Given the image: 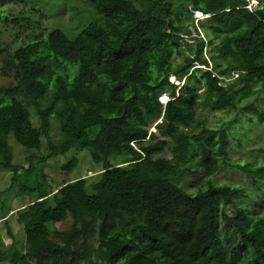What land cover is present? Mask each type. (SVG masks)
I'll return each mask as SVG.
<instances>
[{"label": "trees", "instance_id": "1", "mask_svg": "<svg viewBox=\"0 0 264 264\" xmlns=\"http://www.w3.org/2000/svg\"><path fill=\"white\" fill-rule=\"evenodd\" d=\"M89 4L98 22L89 23L73 39L60 29L46 37L48 52L77 65L71 80L57 75L48 87L40 78L48 56L38 52L37 43H27L11 57L13 83L0 86V170L10 174L8 190L15 188L17 197L36 195L35 201L15 209L16 224L24 234L22 250L10 227L0 221L11 239L4 249L0 235V263L156 264L164 256L190 264L147 230L144 245L122 234L108 238L98 234L95 244L83 237L78 228L83 216L70 190L66 186L53 190L38 167L75 148L86 150L102 167L86 196L94 224L100 227L105 221L108 199L122 204L127 197L153 198L159 186L203 206L213 264H227V250L235 246L234 241L228 243L230 239L251 250L248 264H264V211L245 221L232 218L228 230L223 235L219 231L223 208L248 197L236 186L210 179L219 168L231 166L229 135L225 126L210 128L196 114L197 107L232 111L236 114L232 125L249 109L264 125V109L256 101L259 94L264 96V0H258L252 11L244 8L246 0H89ZM193 11L207 15L196 19L197 26ZM184 18H188L184 26L194 31L198 27L204 40L194 35V43L183 41L178 23ZM180 45L188 54L178 64L173 55ZM205 51L209 60L221 65L207 69ZM193 63L197 67L190 69ZM231 73L236 77L225 81ZM181 81L178 87L175 82ZM162 94L169 99L165 105L159 101ZM157 120L161 138L183 152L197 153L192 172L158 156L165 141L148 133ZM54 124L59 132L56 140L50 138ZM9 137L28 154L27 167L14 163ZM76 161L71 158L61 170L71 172ZM234 167L264 180V165ZM198 172L207 177L205 186L189 194L182 182L191 175L199 177ZM7 202L0 201V208ZM68 218L71 223L61 233L67 256L60 259L53 254L56 242L50 226Z\"/></svg>", "mask_w": 264, "mask_h": 264}, {"label": "rangeland", "instance_id": "2", "mask_svg": "<svg viewBox=\"0 0 264 264\" xmlns=\"http://www.w3.org/2000/svg\"><path fill=\"white\" fill-rule=\"evenodd\" d=\"M192 18L194 25L197 26L194 14ZM187 20L188 18H184L178 23L184 30L181 34L183 41L194 43L191 38L194 35H198L204 40L206 35L202 34L198 27L197 31H194L184 26ZM98 21L99 17L90 6L89 0H0V86L13 83L9 70L11 57L14 50L27 43H37L38 52L48 56L44 70L40 75V78L48 87L57 75L71 80L77 72V65L69 64L48 52L47 34L51 30L60 29L69 39H73L89 23ZM181 54L183 55L181 56ZM187 54L186 47L180 45L173 55V61L178 64L183 63ZM204 55L209 60L206 51ZM209 62L207 69L217 64L221 65V61L213 62L209 60ZM194 67H197L196 63H193L190 69ZM201 68L204 69L202 66ZM235 77L236 73H231L229 78H225V81ZM170 80L174 81L173 75H170ZM182 81L175 83L179 84V87ZM256 101L264 109V96L259 94ZM247 103H244V106ZM196 112L199 118L200 116L202 119L205 118L206 126L210 128L225 126L229 135L227 157L231 166L223 169L219 168L218 172L210 179L214 184L236 186L242 189L248 197L240 198L233 205L223 208L219 221V231L223 235L228 230L230 219L245 221L247 217L259 215L264 211V180L261 181L256 176L250 178L249 175L234 167L235 165L245 164H249L250 167L264 165V125L256 120L249 109L239 117L237 123H232V125L229 123L236 116L232 111L210 112L208 109L197 107ZM32 120L37 125L33 115ZM159 122L160 120H157L152 123L148 130L149 134L151 133L157 139H164L165 141V146L158 156L172 162L182 163L192 172L198 159L197 153L192 150L183 152L166 137L161 138L157 132L158 128L155 126ZM58 133L54 124L50 131V138L52 140L58 139ZM8 143L14 153V163L26 165L24 162L25 157L28 155L26 151L12 137H9ZM46 145L47 143L44 140L42 152L46 150ZM71 158L77 160L75 168L69 173L61 170V166ZM38 167L43 169L47 176L46 181L53 190L63 186L70 190L71 196L83 216L78 228L83 232V237L90 243L95 244L98 234L107 238L122 234L135 243L144 245L146 241L144 230H147L166 243L174 253H179L186 258L190 264H213L211 246L204 234L205 211L202 205L157 186V193L153 198L137 199L127 197L123 199L122 204H119L115 199H108L106 201V219L99 227L90 219V206L86 196L89 194L91 185L97 181L102 167L92 162L86 150L73 148L64 155H59L47 160L45 163L38 164ZM198 174L200 178L191 175L190 178L186 177L182 182V186L189 194H194L195 188L205 186L203 183H205L204 180H207V177L200 174V172ZM9 178V173L0 170V201L3 199L7 201L8 199L5 207L0 208V221L4 220L10 227L16 245L22 250L24 248V234L16 224L15 209L35 201L36 195L17 197L15 188L8 190ZM253 180L259 183L254 185ZM238 208L239 210H237ZM70 223L71 219L68 218L65 223H56L50 226V237L56 242L53 247V254L60 259L67 256L61 233L69 227ZM0 235L3 240V248L7 249L11 245V239L6 235L3 223L0 224ZM232 241L235 242V246L227 250V264H248L252 257L251 250L237 239H230L228 243ZM0 264L9 263L6 261ZM156 264L184 263L172 261L162 256L157 259Z\"/></svg>", "mask_w": 264, "mask_h": 264}, {"label": "built area", "instance_id": "3", "mask_svg": "<svg viewBox=\"0 0 264 264\" xmlns=\"http://www.w3.org/2000/svg\"><path fill=\"white\" fill-rule=\"evenodd\" d=\"M257 6H258V0H246V5L244 6V8L249 11H252ZM193 14H194L195 19H203L207 17V15H203L202 13L196 12V11H193ZM173 80H174V77H173ZM159 99L163 104H165L169 100L167 95L165 94H162L159 97Z\"/></svg>", "mask_w": 264, "mask_h": 264}, {"label": "clouds", "instance_id": "4", "mask_svg": "<svg viewBox=\"0 0 264 264\" xmlns=\"http://www.w3.org/2000/svg\"><path fill=\"white\" fill-rule=\"evenodd\" d=\"M159 101H160V99H159ZM160 103L163 104L161 101H160ZM165 104H166V103H165ZM165 104H163V105H165Z\"/></svg>", "mask_w": 264, "mask_h": 264}]
</instances>
